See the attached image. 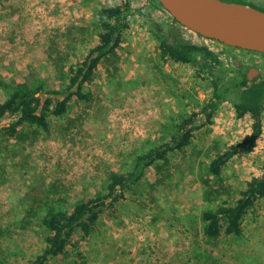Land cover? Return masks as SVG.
I'll use <instances>...</instances> for the list:
<instances>
[{"label":"rangeland","instance_id":"374dc122","mask_svg":"<svg viewBox=\"0 0 264 264\" xmlns=\"http://www.w3.org/2000/svg\"><path fill=\"white\" fill-rule=\"evenodd\" d=\"M231 1L264 7V0ZM120 2L129 3L132 14L114 56L100 62L84 87L89 101L72 98L64 116H48L49 133L20 128L18 144L1 132L16 117H0V264H25L39 251L44 203L68 206L102 191L110 172H125L133 155L150 146L147 140L168 141L172 123L210 97V80L194 67L160 58L152 23L182 42L219 51L233 66L239 62L250 79H264V55L186 30L157 0H0V83L38 78L58 87L49 53L73 63L94 45L96 10ZM35 3L51 20L30 26L33 12L26 13ZM6 92L0 86V100ZM262 121L254 150L241 149L218 181L207 172L209 162L251 131L248 117L237 119L233 106L222 103L211 123L193 131L192 145L159 169L149 167L89 234L77 230L65 252L47 264H264V198L244 216L238 236L207 240L200 220L207 206L233 202L248 180L264 173V111ZM215 187L218 193L210 194Z\"/></svg>","mask_w":264,"mask_h":264},{"label":"trees","instance_id":"16d2710c","mask_svg":"<svg viewBox=\"0 0 264 264\" xmlns=\"http://www.w3.org/2000/svg\"><path fill=\"white\" fill-rule=\"evenodd\" d=\"M158 5L161 6L159 3ZM245 5L256 7L254 4ZM259 7L256 9L264 11V7ZM130 14L132 8L126 2L97 9L94 45L70 65H65L60 55L52 57L49 53L48 59L53 63L60 83L58 87L51 88L38 78L20 84L0 83L7 91L0 100V117H16L15 121L1 129L2 134L8 137L7 140L13 138L16 140L15 144L22 141V136L19 135L22 132L19 133V130L25 125H33L49 133L48 116H64L72 98L79 101L90 100L91 93L84 87L92 83L100 62L109 61L114 56L122 32L127 28ZM149 30L159 42L158 53L161 59L190 65L195 68L196 75H203L210 80V97L203 101L196 112L172 123L173 131L169 134L168 141L156 144L147 140L145 143L150 146L133 155L125 172H110L102 191L84 195L68 206L51 204L48 201L44 203L45 207L40 214V225L44 229L42 246L25 264H47L65 252L77 230L85 235L89 234L101 214L113 208L123 197L125 190L138 184L149 167L159 169L161 163H168L171 154L182 153L192 145L193 131L201 128L205 122L211 123L222 103L228 102L233 106L237 119L248 117L251 131L239 143L230 144L222 153L217 154L208 164V174L220 181L224 167L241 149L253 151L256 147L263 133L264 79H248L244 65L239 62L234 66L227 63L219 51L207 46L182 42L167 33L160 24L152 23ZM115 35L117 39L113 40ZM51 52L57 53V46ZM95 52L97 56L88 65L89 58ZM229 72L232 73L230 76ZM43 96L45 97L42 100ZM59 97L63 99L60 100ZM37 133L36 130L32 131L33 136ZM24 136L26 139L27 135ZM206 185L210 186V183L206 182ZM210 189V194L218 193L216 187ZM263 198L264 173L248 180L240 196L233 202L222 201L214 207L207 206L202 210L200 220L203 223V237L217 240L222 234L240 235L244 216ZM204 202H210L208 195Z\"/></svg>","mask_w":264,"mask_h":264},{"label":"water","instance_id":"95a60500","mask_svg":"<svg viewBox=\"0 0 264 264\" xmlns=\"http://www.w3.org/2000/svg\"><path fill=\"white\" fill-rule=\"evenodd\" d=\"M157 1L178 24L196 35L233 49L264 54V11L224 0ZM96 56L97 52L88 65Z\"/></svg>","mask_w":264,"mask_h":264},{"label":"crops","instance_id":"0c3cea01","mask_svg":"<svg viewBox=\"0 0 264 264\" xmlns=\"http://www.w3.org/2000/svg\"><path fill=\"white\" fill-rule=\"evenodd\" d=\"M40 9H41V5L39 3H35L33 5V7H31L30 9L28 8V10H30V12L26 13V16H29V14H32V12H33L32 17L30 18V16H29V18H28V21H27L28 25L31 26L32 23L34 25H38L39 23H41L40 25H42V24L48 22V20H51V17H46V16H43L42 14H41L42 15V17H41L39 14ZM42 10H43V8H42ZM36 14H38V18L35 17Z\"/></svg>","mask_w":264,"mask_h":264},{"label":"flooded vegetation","instance_id":"af4514ba","mask_svg":"<svg viewBox=\"0 0 264 264\" xmlns=\"http://www.w3.org/2000/svg\"><path fill=\"white\" fill-rule=\"evenodd\" d=\"M115 37V36H114ZM113 40H114V38H113Z\"/></svg>","mask_w":264,"mask_h":264}]
</instances>
